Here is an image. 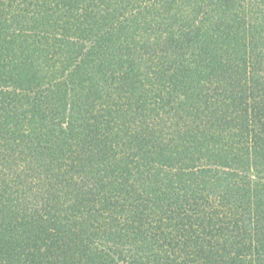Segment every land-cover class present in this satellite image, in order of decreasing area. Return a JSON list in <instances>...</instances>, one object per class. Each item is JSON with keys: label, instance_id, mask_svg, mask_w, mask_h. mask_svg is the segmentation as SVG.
<instances>
[{"label": "trees", "instance_id": "16d2710c", "mask_svg": "<svg viewBox=\"0 0 264 264\" xmlns=\"http://www.w3.org/2000/svg\"><path fill=\"white\" fill-rule=\"evenodd\" d=\"M261 203L264 0H0V264H264Z\"/></svg>", "mask_w": 264, "mask_h": 264}, {"label": "rangeland", "instance_id": "374dc122", "mask_svg": "<svg viewBox=\"0 0 264 264\" xmlns=\"http://www.w3.org/2000/svg\"><path fill=\"white\" fill-rule=\"evenodd\" d=\"M191 202L192 204H194V206H200V205L207 206L209 202H212V201L211 199L210 200L206 199L204 195H201V196L193 195ZM234 213H237V215L227 216L228 218H231L233 220V223L237 221L240 222V225H238V227L236 226L235 228L234 227L231 228L233 233H238L242 237L249 238L250 235L252 233L254 234V232L257 230L260 232H258L255 235L256 238H258V234L262 236L264 235V203L263 204L261 203L259 206L254 207L253 210L240 209L238 210V212L235 211ZM253 222H254V225L252 226Z\"/></svg>", "mask_w": 264, "mask_h": 264}]
</instances>
